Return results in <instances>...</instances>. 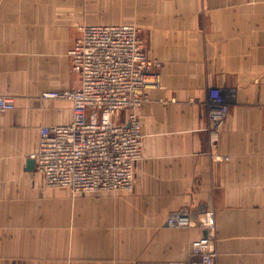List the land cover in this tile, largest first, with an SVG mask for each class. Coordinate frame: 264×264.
I'll return each instance as SVG.
<instances>
[{"label":"crops","instance_id":"obj_1","mask_svg":"<svg viewBox=\"0 0 264 264\" xmlns=\"http://www.w3.org/2000/svg\"><path fill=\"white\" fill-rule=\"evenodd\" d=\"M83 25L134 26L159 65L129 193L48 188L27 165L39 129L71 121L70 102L41 95L78 87ZM212 88L229 94L215 149ZM0 96L15 104L0 111V264L193 263L206 231L166 224L184 208L213 211L214 264H264V0H0Z\"/></svg>","mask_w":264,"mask_h":264},{"label":"built area","instance_id":"obj_2","mask_svg":"<svg viewBox=\"0 0 264 264\" xmlns=\"http://www.w3.org/2000/svg\"><path fill=\"white\" fill-rule=\"evenodd\" d=\"M68 52L70 69L79 85L72 90L42 93L44 100L71 104V121L39 129L34 154L35 171L48 188H68L75 194L129 193L134 166L142 158V134L136 111L149 101L147 74L159 65L148 59L131 25H83ZM14 101L0 96V111H11ZM208 143L215 149L229 110V94L208 91L205 102ZM123 113L124 120L117 121ZM171 229L199 228L206 235L191 243V262L214 264L215 215L207 209L192 215L187 209L172 212Z\"/></svg>","mask_w":264,"mask_h":264},{"label":"water","instance_id":"obj_3","mask_svg":"<svg viewBox=\"0 0 264 264\" xmlns=\"http://www.w3.org/2000/svg\"><path fill=\"white\" fill-rule=\"evenodd\" d=\"M27 165H28V167H32L34 165V161L33 160L28 161L27 162Z\"/></svg>","mask_w":264,"mask_h":264}]
</instances>
